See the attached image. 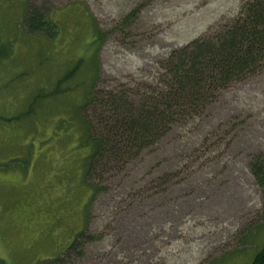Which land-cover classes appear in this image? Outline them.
<instances>
[{
    "label": "rangeland",
    "instance_id": "rangeland-1",
    "mask_svg": "<svg viewBox=\"0 0 264 264\" xmlns=\"http://www.w3.org/2000/svg\"><path fill=\"white\" fill-rule=\"evenodd\" d=\"M246 1L0 0L5 264H250L264 246V187L249 167L264 158V66L88 180L81 120L95 92L155 91L171 51L231 25ZM28 5L53 37L26 30Z\"/></svg>",
    "mask_w": 264,
    "mask_h": 264
},
{
    "label": "trees",
    "instance_id": "trees-1",
    "mask_svg": "<svg viewBox=\"0 0 264 264\" xmlns=\"http://www.w3.org/2000/svg\"><path fill=\"white\" fill-rule=\"evenodd\" d=\"M23 21L28 32L54 36L48 30L50 23L34 6L26 7ZM263 66L264 0H248L231 25L171 51L159 64L155 91H146L136 99L122 90L107 91L104 96L93 93L82 104L83 109L92 110L90 116L85 119L82 115L81 119L91 147L85 179L98 168H102L100 175L122 169L178 121L202 115L211 103L210 90L242 81L259 73ZM249 167L257 184L264 187V158L254 156ZM84 234L83 230L78 232L63 252L73 250ZM0 264H5L1 258ZM250 264H264V246Z\"/></svg>",
    "mask_w": 264,
    "mask_h": 264
}]
</instances>
